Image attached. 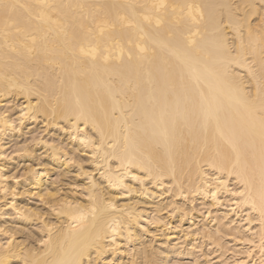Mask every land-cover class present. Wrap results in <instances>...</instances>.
<instances>
[{"label":"bare ground","instance_id":"1","mask_svg":"<svg viewBox=\"0 0 264 264\" xmlns=\"http://www.w3.org/2000/svg\"><path fill=\"white\" fill-rule=\"evenodd\" d=\"M255 249L264 0H0V264Z\"/></svg>","mask_w":264,"mask_h":264},{"label":"rangeland","instance_id":"2","mask_svg":"<svg viewBox=\"0 0 264 264\" xmlns=\"http://www.w3.org/2000/svg\"><path fill=\"white\" fill-rule=\"evenodd\" d=\"M255 225H256V224H254L253 226H255ZM253 231H254V234L257 233L256 228L253 229ZM255 231H256V232H255ZM254 238H257V236L254 235ZM235 244H236V243H235ZM233 245H234V244H233ZM229 251L231 252V250H229ZM234 251H235V250H234ZM234 251H233V254H234V255L231 254L232 252H231V253H230V252H229V253L227 252V257H228V258L233 257V256H234V257H235V256L237 257V255H238L237 259H236V257H235L234 260H239V259H242V257H243V258H246L247 254H248L247 257H249V255H250V253H242L243 255H241L240 252H238V251H235V252H234ZM250 251H252V250H250ZM257 251H258V250L255 249V250L253 251L254 253L252 252V253H253L252 256L254 255V256H253V259H255L254 262H253L252 264H259V263H260V260H259L258 256L255 257V255H257V253H255V252H257ZM237 252L240 253V254H238ZM236 253H237V255H235ZM240 255H241V256H240ZM245 255H246V256H245ZM258 255H260V254H258ZM215 256H216V255H215ZM215 256H214V255H213V257L211 256L212 259H213V260H212V263H213V264H216V263H217V259H214ZM234 257H233V258H234ZM254 257H255V258H254ZM110 260H111V259H108V260L104 261V263H105V264H113L112 262H110ZM223 260H225V258H223ZM232 260H233V259H232ZM232 260L229 261L228 263L231 264ZM171 262H173V261H171ZM186 263H188V262L184 261L183 263H180V264H186ZM228 263H227V264H228ZM115 264H116V263H115ZM170 264H172V263H170ZM173 264H174V263H173Z\"/></svg>","mask_w":264,"mask_h":264}]
</instances>
